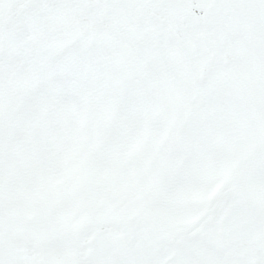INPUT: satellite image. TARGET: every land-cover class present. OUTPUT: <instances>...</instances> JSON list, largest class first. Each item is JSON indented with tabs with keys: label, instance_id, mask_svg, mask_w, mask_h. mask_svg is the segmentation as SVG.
Here are the masks:
<instances>
[{
	"label": "snow or ice",
	"instance_id": "snow-or-ice-1",
	"mask_svg": "<svg viewBox=\"0 0 264 264\" xmlns=\"http://www.w3.org/2000/svg\"><path fill=\"white\" fill-rule=\"evenodd\" d=\"M0 264H264V0H0Z\"/></svg>",
	"mask_w": 264,
	"mask_h": 264
}]
</instances>
